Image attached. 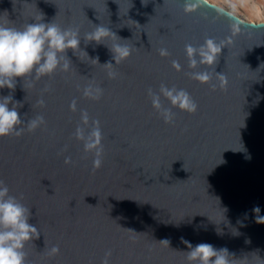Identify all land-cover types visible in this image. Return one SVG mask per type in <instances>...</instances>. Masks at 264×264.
I'll list each match as a JSON object with an SVG mask.
<instances>
[{
  "label": "water",
  "instance_id": "water-1",
  "mask_svg": "<svg viewBox=\"0 0 264 264\" xmlns=\"http://www.w3.org/2000/svg\"><path fill=\"white\" fill-rule=\"evenodd\" d=\"M186 3L199 6L186 12ZM42 15L45 23L78 27L87 55L68 50L69 71L0 89L22 105L23 124L46 120L0 138V180L40 231L25 247L27 264H102L108 250L109 264H189L181 238L227 248L233 264H264V223H257L264 217V24L208 0H0V22L21 27ZM96 25L130 46V57L115 65L111 40L86 43ZM207 38L223 42L215 72L226 76V88L215 76L209 84L191 78L212 69L190 68L185 45L198 48ZM160 48L170 55L161 57ZM88 84L103 89L99 100L83 96ZM162 84L187 90L197 111L172 109L174 121L165 123L147 95ZM160 103L171 108L162 95ZM80 110L100 121L96 170L73 135ZM54 245L60 252L49 256Z\"/></svg>",
  "mask_w": 264,
  "mask_h": 264
},
{
  "label": "clouds",
  "instance_id": "clouds-1",
  "mask_svg": "<svg viewBox=\"0 0 264 264\" xmlns=\"http://www.w3.org/2000/svg\"><path fill=\"white\" fill-rule=\"evenodd\" d=\"M197 6H199L198 3H186L185 11L190 12ZM217 11L230 15L224 13L222 9H217ZM33 20V23H26L21 27H16L9 22H0V89L15 90L17 78L22 79L25 84L28 78L35 82L43 77L50 78L57 70L67 72L72 65L67 56L68 50H72L73 54L77 51L84 52L80 48L81 37L78 27L64 28L54 21L45 23L43 15ZM259 22L264 24V14L259 17ZM234 30L239 31V28L234 26ZM83 39L86 43L94 41L96 44L111 40V46H106L112 53L115 65L129 58L132 53L130 46L121 44L119 42L121 38L103 25H96L94 30L87 33ZM222 49L223 42L218 43L213 38H207L198 48L192 44H186L185 55L190 68L195 69L197 65H204L212 69L211 72L207 70L193 72L191 78L202 84H209L215 76L219 86L226 88L228 83L226 76L215 72ZM158 51L161 57L170 55L166 48H160ZM84 53L87 55L86 52ZM94 60L98 62V58ZM104 65L109 69L108 77L117 78L118 73L114 70V65L111 62ZM172 67L177 71L181 70L178 61L173 60ZM211 87L215 89L217 84H211ZM42 91L47 92L49 88L46 86ZM102 95L103 89L98 85L88 84L83 88V96L89 99L99 100ZM147 95L153 109L165 123L174 121L172 109L190 114L198 109L196 101L183 88L168 87L162 84L158 94L149 88ZM161 95L169 102L171 108H162ZM37 103L43 106L45 101L41 98ZM21 106L19 102H13L11 95L0 96V138L11 135L19 137L25 130L32 132L38 127L46 126L43 115L32 117L26 124H23L17 110ZM69 107L73 112L77 110L75 99ZM23 125H26V129ZM80 125L75 128L73 135L76 140L82 142L85 153L93 154V170H96L102 165L104 153L100 121L90 119L86 110H80ZM64 162L65 164L73 163L71 157H65ZM253 211L259 213L260 209L256 207ZM30 216V209L16 196L11 195L9 187L3 180H0V264H27L25 247L40 236L38 228L29 223ZM257 223H264V217L257 216ZM181 239L189 249L186 256L189 264H233V261L229 259L227 248L217 249L209 243H199L193 246L183 238ZM59 252V246L54 245L48 250V255L55 256ZM111 255V250L106 251L102 264H109Z\"/></svg>",
  "mask_w": 264,
  "mask_h": 264
},
{
  "label": "rangeland",
  "instance_id": "rangeland-1",
  "mask_svg": "<svg viewBox=\"0 0 264 264\" xmlns=\"http://www.w3.org/2000/svg\"><path fill=\"white\" fill-rule=\"evenodd\" d=\"M239 16L248 22H259L264 14V0H208Z\"/></svg>",
  "mask_w": 264,
  "mask_h": 264
}]
</instances>
